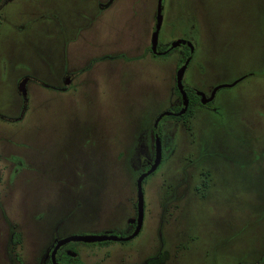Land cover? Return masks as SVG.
<instances>
[{
  "label": "rangeland",
  "instance_id": "rangeland-1",
  "mask_svg": "<svg viewBox=\"0 0 264 264\" xmlns=\"http://www.w3.org/2000/svg\"><path fill=\"white\" fill-rule=\"evenodd\" d=\"M156 8L0 0V264H43L54 236H126L153 123L180 98L177 40L209 105L160 121L137 235L72 241L73 262L264 264V0H162L159 55Z\"/></svg>",
  "mask_w": 264,
  "mask_h": 264
},
{
  "label": "water",
  "instance_id": "water-1",
  "mask_svg": "<svg viewBox=\"0 0 264 264\" xmlns=\"http://www.w3.org/2000/svg\"><path fill=\"white\" fill-rule=\"evenodd\" d=\"M161 22H162V0H157V8H156V21H155V26L152 32V36H151V50L154 54H164L166 53L165 51H158L157 50V41H158V33L160 30V26H161ZM181 43H185L184 40H177L174 43H172V45L169 47V49L174 48L176 46H178ZM186 44L189 46L190 48V54L189 56L185 59V61L183 62V64L178 68L177 73H176V85L178 88L179 93L181 94V98H182V103H183V107L181 108L180 111H178L177 113H171V112H164L162 114H160L158 116V118L155 121L154 124V130H155V158H154V162L153 164L150 166V168L140 174V176L137 179V183H136V187H137V213H138V217H137V227L136 230L127 238H131L133 236H135L141 226L142 223V218H143V211H144V200H143V192H142V181L143 179L148 176L150 173H152L157 166L160 163V159H161V142H160V138L158 136V122L166 115H182L185 113L187 106H188V98L185 92V86L182 84V77L184 74V71L186 69V66L190 60V56L192 54V46L190 44V42L186 41ZM29 78L25 77L22 79V81L19 84V91L25 96L26 95V83L28 82ZM220 86H227L226 84L224 85H219ZM209 101V99H208ZM203 103L207 102V101H202ZM127 238H122V237H118V236H110V235H73L71 237H69V239H75V240H59L57 241L52 254H51V258H52V262L53 264H57L54 261V255H55V251L57 250V248L60 245H63L65 243L68 242H72V241H81V242H85V243H93V242H102V241H106L104 239H108V240H115V241H126V240H119V239H127ZM74 255V253H73Z\"/></svg>",
  "mask_w": 264,
  "mask_h": 264
},
{
  "label": "flooded vegetation",
  "instance_id": "flooded-vegetation-1",
  "mask_svg": "<svg viewBox=\"0 0 264 264\" xmlns=\"http://www.w3.org/2000/svg\"><path fill=\"white\" fill-rule=\"evenodd\" d=\"M155 21H156V16H155ZM154 26H155V24H154ZM184 45H187L186 44V41H185V43H183ZM188 46V45H187ZM187 49L189 50V53L185 56V58H184V60H183V62L185 61V59L189 56V54H190V48H189V46L187 47ZM149 50H150V53L151 54H153V55H157V54H154L153 52H152V50H151V48L149 47ZM157 50L158 51H165V49H159V47H157ZM193 51V50H192ZM183 62H182V64H183ZM182 64H180V66L182 65ZM68 77V78H67ZM74 77V74H67V76H66V78L67 79H65V82L63 83V85L64 86H62V87H60V88H58V87H54L53 86V89H58L57 91H60V90H65V88L66 87H68V85H69V83H70V79L71 78H73ZM189 87H187V86H185V92H186V95H187V93H189V95L192 93V94H194V96H196V103H194V105H193V113H194V111H195V106L196 105H200V106H202V105H204L205 104V106H208L209 105V102H208V96L205 94V93H202L199 89H196V88H190V90H189V92L186 90V89H188ZM176 90H178V88H177V85H176ZM215 90V89H214ZM179 92V91H178ZM179 96H180V98H179V100H177L176 102H174L173 103V105H172V108H173V110H171V111H166V112H171V113H177L178 111H180L181 110V108L183 107V103H182V98H181V94L179 93ZM187 98H188V106H187V109H186V111L188 110V107H189V97H188V95H187ZM207 101V102H205V103H203L202 101ZM186 111H185V113H186ZM164 113V112H163ZM184 113V114H185ZM162 114V113H161ZM184 114H182V115H184ZM182 115H179V116H182ZM193 115V114H192ZM191 115V116H192ZM166 116H173V117H178V116H176V115H173V114H170V115H166ZM158 118V116L156 117V119ZM156 119H155V121H156ZM162 120V119H161ZM160 120V121H161ZM155 121H154V123H153V128H154V124H155ZM160 121L158 122V129H159V124H160ZM152 131H154V133H153V139H154V148H155V130H152ZM169 131H170V129H169V127H168V129L166 130V132L167 133H169ZM158 136H159V138H160V142H161V146H162V140H161V137H160V135H159V131H158ZM153 156V158H151L152 159V162H147L148 160H146V159H143V167H145L146 169H149L150 168V166L153 164V162H154V158H155V152H154V154L152 155ZM145 162H147L148 163V166L146 165V164H144ZM147 171V170H146ZM145 171V172H146ZM140 176V175H139ZM138 179V178H137ZM136 183H137V181H136ZM136 191H137V187H136ZM137 196V195H136ZM137 198V197H136ZM135 207H136V210H135V213L133 214V216H131V217H128L127 219H126V226L125 227H123L124 228V230L125 231H128V233L126 234V236L125 235H122V236H118V237H122V238H127L128 236H130L134 231H135V229H136V227H137V217H138V213H137V200H136V204H135ZM142 221H143V218H142ZM141 225H142V223H141ZM130 229V230H129ZM140 229H141V226H140ZM139 229V230H140ZM98 235H102V233L101 234H98ZM137 235V234H136ZM135 235V236H136ZM71 236H73V235H70V236H54L53 238H52V240H55L53 243H52V245L47 249V251H46V253L44 254V256L42 257L43 258V264H53V262H52V258H51V254H52V251H53V249H54V247H55V245H56V243H57V241H59V240H75V239H69V237H71ZM134 238V236L133 237H131V238H127V239H119V240H131V239H133ZM104 240H108V239H104ZM70 243L71 242H68V243H65V244H63V245H60L58 248H57V250L55 251V255H54V261H55V263H57V264H74V262H73V260H74V256H73V253L69 250L70 249V247H69V245H70Z\"/></svg>",
  "mask_w": 264,
  "mask_h": 264
},
{
  "label": "trees",
  "instance_id": "trees-1",
  "mask_svg": "<svg viewBox=\"0 0 264 264\" xmlns=\"http://www.w3.org/2000/svg\"><path fill=\"white\" fill-rule=\"evenodd\" d=\"M189 53V50L187 49V52H186V55ZM179 93V92H178ZM188 97H189V107H188V110L186 111V113L184 115H182L181 117H184V118H188L190 117L192 114H193V105L194 103H196V96H194V94H190L187 93Z\"/></svg>",
  "mask_w": 264,
  "mask_h": 264
}]
</instances>
